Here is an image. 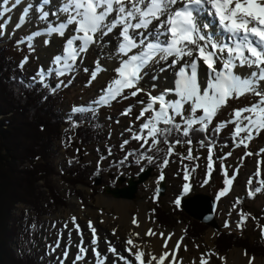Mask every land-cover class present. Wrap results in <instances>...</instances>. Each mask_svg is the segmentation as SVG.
Returning a JSON list of instances; mask_svg holds the SVG:
<instances>
[{"label": "rangeland", "instance_id": "374dc122", "mask_svg": "<svg viewBox=\"0 0 264 264\" xmlns=\"http://www.w3.org/2000/svg\"><path fill=\"white\" fill-rule=\"evenodd\" d=\"M47 11L46 18L51 16L49 8ZM0 12L3 13L0 15V34L4 37L5 43L11 47V50L8 51L10 57L22 69L24 83L32 85L42 82L48 90L59 89L63 93L60 108L65 118L79 112L95 113L103 125L100 130L101 141L99 143L90 146H82L77 142L68 143L67 149H64L61 147V141L54 142L51 161L56 174L50 178V181L56 191L66 199V206L57 210L47 209L46 216L39 223V239L35 244V250L47 264H100V257L104 254L99 253V250L108 249L110 246L108 243L100 241L98 246H95V251L81 253L80 249L84 248V244L91 239L86 229V223H90L92 227L95 225L97 232L106 234V231H102L99 227L105 220L103 214L106 212L107 216L110 215L116 219V207L113 201L118 200L112 194H108L106 188L126 187L128 179L143 172L146 164L150 163L146 158L148 157L146 153L149 152L148 147L152 143L151 139L149 138L148 145H143V140L137 141L133 139V135H146V131L141 132V125L151 117L152 113L147 112L143 118L138 119V117L141 110L150 103V97L161 96L160 90H163V83L157 87H150L139 79L135 88L125 89L122 95L111 100L109 104H100L98 101L106 95L108 86L113 80L119 78L116 71L118 67H115V63L107 65L106 62H103L108 59L104 51L109 48L111 41L107 42L102 39L87 54L85 52L81 56V60L73 66L71 71H66L64 75H57L56 70L59 69L60 64H56L55 58L65 54L66 40H63L64 35L60 38L59 34L60 36L56 37L60 39V42L56 43L54 47L52 38L49 39L45 36L43 24L47 23V27H51L48 25L50 19L44 22L40 21L41 16L38 19H29V13L19 11L15 5L4 4L3 0H0ZM55 14L53 11L52 15L55 16ZM108 19L112 20L111 17ZM60 21L64 20L57 21V24ZM74 29L75 27L69 29L71 35H74L72 34L75 33ZM118 29L120 32L121 29ZM107 35H114V38L117 39V46L119 45V34L117 36L112 31ZM117 48L114 47L113 51ZM98 67L102 70L98 72L96 79L92 80V73L96 72ZM163 80L174 91L172 96L177 95L175 82ZM200 80L206 86L211 82L209 78L204 80L203 76L200 77ZM257 87L259 91L264 92V81H260ZM132 92H137V94L133 96ZM175 100L177 99L171 97L166 102ZM259 100L260 97L252 93L228 99L208 125L209 130L216 127L219 128L222 136L234 137L236 124L230 121L236 119L235 111L252 107ZM73 109L85 110L73 111ZM129 109H131L130 112ZM188 109L189 105L185 104V117L190 116ZM202 114V111L197 110L195 116L199 117ZM250 115L252 114L248 112L242 113L241 119L237 123H240L241 127L246 126L248 121L243 120V117ZM175 122L181 124L182 130L186 127L180 116H176ZM239 136L241 139H237L235 145L211 148V154L209 148L175 144L172 154H177L182 159L189 155L190 149L193 158L173 161L171 155L168 154L167 165L165 166L163 162L160 166L151 167V177L139 186L135 199L131 201L126 199L135 206V208H131L134 216L140 215L136 209L139 205L148 209L151 215V224L157 230L172 233H175L179 228L183 230L181 234L184 235L183 245L177 246L176 249H179L178 258L184 264H202L203 261H206L207 264H231V258L240 256V254L245 259H258L264 264L263 256H252L241 247H233L226 254H221L215 249L216 239L221 230L236 231L252 241L262 240L264 235V184L261 183L264 181V129L257 131L253 128L251 139H247L248 132H241ZM241 140L244 141L243 144L240 143ZM238 144L239 146H237ZM132 151L141 152L138 160ZM209 155H211V169L209 168ZM76 157L79 159L77 162L79 165L74 166L73 160ZM136 161L139 162L136 164ZM153 162L152 160L151 163ZM70 163H73L72 168ZM83 164L88 167L85 168L82 176L79 175L81 184L72 187L62 181L61 175L69 177L68 173L76 171L79 173L78 169ZM120 164L126 166H120ZM100 169L103 171L97 173ZM225 172H227V178L234 177L230 186L225 184ZM161 175L165 176L166 191L163 196L158 197L157 189L161 182ZM186 175L188 179H185ZM97 177H100L99 185H95ZM117 178H123L125 182L119 185L116 182ZM249 180L252 181L251 184H249ZM186 185L187 190H185ZM251 185H256L261 190L252 196L250 194L252 192ZM37 188L42 192L43 203L45 205L50 203L49 190L44 183L40 182ZM225 188L228 191L221 195ZM93 189L96 190V193L93 192ZM195 194H206L216 200L215 218L219 226L218 230L207 226L208 228L202 233V236L193 241L185 236L186 219H182L181 222L178 216L175 225L166 226L159 225L154 220V202H159L163 209L172 212L180 205V203H176L177 200L180 201L182 198ZM101 198L110 201V204L106 202L99 204ZM239 202H242L244 211L241 210ZM80 214H83L84 219L81 220ZM13 217L14 220H18L20 233L24 234L26 229H34L35 219L29 205L19 204ZM73 218H75V222H73ZM88 230L90 231V229ZM20 246V239L16 237L13 241L16 252ZM115 249L117 252L120 250L119 247H115ZM97 252L100 254L99 258L96 255ZM77 256H82V259L77 260ZM117 260L119 263L124 261L123 259L120 261V258Z\"/></svg>", "mask_w": 264, "mask_h": 264}, {"label": "snow or ice", "instance_id": "6c2138e0", "mask_svg": "<svg viewBox=\"0 0 264 264\" xmlns=\"http://www.w3.org/2000/svg\"><path fill=\"white\" fill-rule=\"evenodd\" d=\"M8 2L9 0H3L4 4H8ZM177 4L182 6L175 8ZM62 11L69 14L67 22L51 28L49 34L56 32L63 35L68 25L75 24L77 27L74 31L82 35L69 38L66 41L65 54L55 58L56 64L63 62L64 65L62 70L57 71V75H64L66 71L72 70L80 53L86 52L88 47L96 42L98 32L103 36L119 27L122 42L118 46V51L124 56H128L133 49L140 48L139 52L132 54L127 60L121 61V66L116 69L119 78L113 80L108 86L106 95L98 101L100 104H109L111 100L122 95L125 89L135 88L141 70L150 62L157 61V58L160 61H168L169 58H173V64L183 60L184 57L191 58L186 62V67L192 69L191 74L185 71L184 67L180 69L181 79L176 92L179 99L165 102L163 95L150 97L151 102L140 112L138 119L143 118L147 112H151L152 115L141 125V132L146 131V135L134 134L133 139L143 140V145H148L150 138L152 143L149 145L148 151H152L154 148L159 151L157 146L160 143L169 144L167 137L173 130L177 132L181 130L180 124L175 122L176 116H180L184 120L186 127L182 134L187 137L189 131L196 124L200 125L197 130H207L217 111L226 104L228 99L239 98L247 93L259 96L260 100L252 107L235 111L236 119L230 121L236 124L233 138L235 139L241 132H248L247 139H251L253 128L257 131L264 129V92L259 91L257 87L260 81H264V0H65ZM203 12L218 20L220 28L229 34L230 43L214 42L210 37L201 34L200 27L196 22V15ZM113 13L115 16L109 20V16H112ZM2 14L0 12V15ZM43 15L46 18L47 13ZM154 21L160 22L156 26L158 36L168 35L169 40L165 44L145 43L144 39L137 43L135 36L130 34V30L132 32L139 29L147 31ZM160 29H164V31L160 32ZM137 34L144 35V33ZM77 40L81 41L79 46L75 45ZM202 41L204 43H201ZM198 60L203 61L213 73L211 82L203 92L196 81L195 69ZM218 62L222 64L220 70L216 68ZM245 65L254 67L256 71H253L248 78L242 79L240 75L234 73L233 69ZM101 70L98 67L97 71L92 73V80L96 79ZM136 94L137 92L131 93L133 96ZM157 103L159 109L154 107ZM185 104L189 105L190 116L188 117L184 116ZM84 110L73 109V111ZM197 110L203 113L199 117L195 116ZM128 111L130 112L131 109ZM244 112L252 115L243 117V120L248 121V124L241 127L237 121L241 119ZM124 114L126 115L127 112ZM161 125L167 127H161ZM216 131H219V128ZM185 142L190 144L191 140ZM175 143H181V141L177 140ZM240 143L243 144L244 141L241 140ZM174 147L175 144L169 145L167 150L169 155L173 153ZM209 153L211 154V148H209ZM146 158L150 163L152 162L151 156ZM192 158L190 149L189 155L182 157V159ZM209 161L211 169V155H209ZM167 163L168 160L165 159L164 165L166 166ZM224 174L225 184L230 186L234 177L227 178V172ZM160 179H163V175ZM185 179H188L187 175ZM251 182L249 180V184ZM261 183L264 184V181ZM185 190H187V185ZM260 190L257 188L255 192ZM227 191L228 189L225 188L221 195ZM250 194L252 193L250 192ZM176 203L179 204L180 201L177 200ZM73 222H75V218H73ZM89 226L91 227V224ZM92 232L94 237L92 244H96L94 228H92ZM148 234L155 235L151 231ZM128 243L132 244L133 242L129 240ZM109 250L116 253L115 248L110 247ZM80 251L83 253L87 249L81 248ZM128 251L139 264H145L143 252L133 253L131 249ZM96 255L99 258L98 252ZM168 255V253H164L160 257L152 256V259L157 260V264H163ZM119 258L125 260V264H131V261L126 258ZM76 259H82V256H77ZM101 264H103V260H101ZM202 264H207V262L203 261Z\"/></svg>", "mask_w": 264, "mask_h": 264}, {"label": "trees", "instance_id": "16d2710c", "mask_svg": "<svg viewBox=\"0 0 264 264\" xmlns=\"http://www.w3.org/2000/svg\"><path fill=\"white\" fill-rule=\"evenodd\" d=\"M9 50L11 47L0 34V264H47L35 250L39 239V223L46 216L47 209L57 210L66 206V199L50 181L56 174L51 161L54 142L61 141L64 149H67L68 143L77 142L82 146L99 143L103 125L97 114L87 112L65 118L60 108L63 93L59 89L48 90L42 82L32 85L24 83L22 69L10 57ZM199 128L200 125L193 126L187 137L183 136L182 129L179 132L173 130L167 137L169 144L160 143L157 146L159 151L154 148L146 153L154 162L147 163L144 169L162 165L168 156L169 145L177 144V140L181 144H189L185 141L191 140L189 145L214 148L233 146L237 139H241L240 136L235 139L224 137L220 130L216 131V127L210 130L208 127L205 131L197 130ZM132 153L137 160L140 158V151ZM78 160L77 157L73 160L74 166L79 165ZM171 160L183 159L171 154ZM73 163H70L71 168ZM87 167L85 164L80 165L79 173H68L69 177L61 175L62 181L72 187L81 184L79 175L82 176ZM101 171L103 169L97 173ZM40 182L49 190L50 203L46 205L42 192L37 188ZM257 188L251 185L253 195ZM19 204L29 205L35 219L34 229H26L24 234L19 232L18 220L13 217ZM240 206L244 211L243 205ZM153 210L154 220L159 225H175L178 216L179 221L186 219L185 236L193 241L198 240L208 228L186 215L179 206L171 212L163 209L159 202H154ZM16 237L21 242L18 252L13 247ZM233 247H241L252 256L261 255L264 258V235L262 240L252 241L236 231H219L215 245L217 252L226 254Z\"/></svg>", "mask_w": 264, "mask_h": 264}, {"label": "bare ground", "instance_id": "6f19581e", "mask_svg": "<svg viewBox=\"0 0 264 264\" xmlns=\"http://www.w3.org/2000/svg\"><path fill=\"white\" fill-rule=\"evenodd\" d=\"M11 6H17L19 8V11L21 12H27L29 13V19L37 18L39 16H44V13H47V10L49 8V11H51V16L48 18H42L40 21L44 22L45 20H49V24H53V27H57L61 23H66L68 19V13H65L62 11L65 0H9L8 2ZM182 5L177 4L175 8H179ZM53 11L56 13L55 16L52 15ZM35 16V17H30V16ZM195 15V14H194ZM115 16V13H113L111 19ZM28 19V17H26ZM163 19V17H162ZM59 20H64L60 21L57 24V21ZM196 22L200 27L201 34L205 35L206 37H210L212 41L218 42L221 44H226L230 43L229 41V34L224 32L223 29L220 28L218 20H216L213 16H208L207 13H200L199 15H196ZM135 23V21H133ZM159 21H154L152 25L149 26L148 30L145 31L144 29H139L136 30V32H132L130 30V34L135 36L136 41L140 39H144L145 43H160V44H165L169 40L168 35H159L156 32V26L159 24ZM43 27H45L44 32L46 33L45 36L47 38H52L54 47L56 43L60 42V39L57 38L59 34L56 32H53L49 34V29H47V23L43 24ZM52 27V28H53ZM71 27H77L75 24H70L64 31V38L63 40H68L69 38H72L74 36L82 35L81 33L78 32H73L71 35V32L69 29ZM119 27L113 30V33L118 36L119 32ZM164 29H160V32H163ZM137 33H144L143 36L138 35ZM60 36V35H59ZM158 36V39H157ZM62 35L60 36V38ZM121 37V36H120ZM120 43L122 42V37L120 38ZM104 39L107 42L111 41V44L109 45V48L104 51V54L108 59L103 60V62H106L107 65L114 64L115 67L117 66L118 68L121 66V61L127 60L129 56H131L134 53H137L139 51L133 50L128 54V56H124L123 54L119 53L118 48L114 49V47L117 46V39L114 38V35H101L99 32L96 34V42L93 43L88 47V50L86 51V54L94 48L99 41H102ZM59 40V41H58ZM65 42V41H64ZM119 43V44H120ZM201 43H204L202 41ZM81 44V41L77 40L75 41V45L79 46ZM52 48V46H51ZM65 48H66V43L64 47V53H65ZM109 51V52H108ZM80 53L78 56L76 62L74 65H77L79 61L81 60V56L84 54ZM173 58H169L168 61H160L157 58V61H152L150 62L146 67H144L141 72H140V78L141 81L144 82V84L150 87H157L162 85L163 83V90L161 92V95L164 96L165 102L166 100H169L172 98L179 99V96L173 95L174 91L171 90V86H169L167 83H164L163 79L166 81H173L175 82L174 86L177 90L178 88V82L180 81V69L182 67L185 68V71H187L189 74H191L192 69L189 67H186V62L190 61V57H184L183 60L177 62L176 64L172 63ZM69 63H72L69 61ZM73 65V66H74ZM64 68L63 62L60 63L59 69L56 70H62ZM73 68V67H72ZM216 68L220 70L222 68L221 63L216 64ZM234 73L240 75V77L243 78H248L250 74L253 71H256L254 67H248L247 65L242 66V67H236L233 69ZM196 72V81L197 84L199 85L200 89H202V92L207 88L206 84H203L202 81L200 80V77L203 76V79L209 78L212 80L213 73L212 71L207 67L206 64L203 63V61L198 60L197 61V67L195 69ZM113 75V74H111ZM110 75V76H111ZM156 84V85H155ZM177 92V91H175ZM151 102V101H150ZM155 108L159 109V104L157 103L154 105ZM238 192V191H237ZM237 196V194L235 193ZM118 200L113 201V204L116 207V214L117 218H113L107 216L106 212L103 214V223H99L101 227L100 229L102 231H106V234H103L101 232H97L96 229L97 227H90V223H86V229L88 231V234L90 235L91 239L86 242L85 249L87 248V253L89 251H95V246H98L100 241H104L108 243V246L115 248L119 247L120 250L117 252L116 251V256L114 257V253L108 249L105 248V250L101 249L99 250V253L101 252L104 255H101L100 261L103 260V264H125L124 261H120L122 263L118 262L119 257H124L128 261H131V264L135 263L139 264L138 261L135 260V257L129 254V249L133 253L139 251L144 253L143 260L145 264H148L150 261V264H157V260H153L152 256L160 257L164 253H168L169 255L167 258L164 260L163 264H184L183 261L179 260V249H176L177 246L181 247L183 245L182 243L184 242V235H181L183 230L179 228L175 233H172L170 231H164V230H157L155 227L152 226L151 224V215L148 212V209H145L144 206L139 205L136 207V209L140 212L139 216H134L135 214L132 211L133 204L131 202H128L126 199L123 198H117ZM102 202H106L107 204H110V201H106L105 199H100L99 204ZM130 203V204H129ZM109 206V205H108ZM82 219H84L83 214H80ZM135 221V223H134ZM88 225V226H87ZM92 228L95 229V239L97 240L96 244H92L93 240V232ZM90 229V231L88 230ZM149 231L152 233H155V235H150L148 234ZM136 233V234H135ZM162 234V235H161ZM106 236V237H105ZM131 240L133 243L129 244L128 241ZM123 242V244H122ZM166 243V247H165ZM135 245V247H133ZM89 247V248H88ZM124 247V249H122ZM92 248L91 250H89ZM106 256V257H103ZM119 256V257H117ZM117 261V262H116ZM231 264H262L261 260L258 259H245L242 254L237 257H233L230 260ZM101 264V263H100Z\"/></svg>", "mask_w": 264, "mask_h": 264}, {"label": "water", "instance_id": "95a60500", "mask_svg": "<svg viewBox=\"0 0 264 264\" xmlns=\"http://www.w3.org/2000/svg\"><path fill=\"white\" fill-rule=\"evenodd\" d=\"M152 168L139 174L137 177H131L127 181V186L123 188H106L108 194H112L115 198H123L128 200L135 199L138 188L141 184H144L151 177ZM116 182L121 185L125 182L123 178H117ZM100 184V177H97L95 185ZM166 191V180L165 176L161 180L157 195L158 197L163 196ZM217 203L214 198L206 194H195L193 196L182 198L180 201L181 210L190 216L192 219L205 224L208 227L219 229L218 223L215 218Z\"/></svg>", "mask_w": 264, "mask_h": 264}]
</instances>
